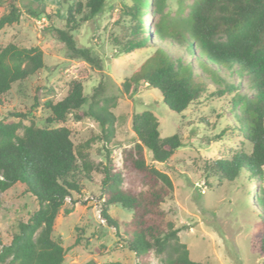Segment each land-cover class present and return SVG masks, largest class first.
Here are the masks:
<instances>
[{
    "label": "trees",
    "instance_id": "obj_1",
    "mask_svg": "<svg viewBox=\"0 0 264 264\" xmlns=\"http://www.w3.org/2000/svg\"><path fill=\"white\" fill-rule=\"evenodd\" d=\"M183 17L171 18L166 0H134L122 5L124 34L113 36L112 42L122 53L140 48L152 50L147 60L126 77L120 93H130L140 82L160 91L164 103L173 111L183 113L206 91V76L218 82L224 80L219 67L231 68L238 75H246L251 93L225 81L216 94L227 96L234 123L233 131L241 132L250 150L206 161L208 177L224 182L246 181L242 189L252 195V184L260 193L256 204L241 202L243 208L257 215L260 225V250L264 254V0H179ZM106 0H75L67 7L66 27L56 33L72 56L98 63L90 49L79 46L74 35L81 23L103 11ZM147 8L159 13L151 32L144 18ZM7 11L0 16V29L19 22L22 12L16 0H8ZM196 57L203 73L183 57H173L156 38ZM45 66L41 47L20 46L9 42L0 48V106L15 83L39 73ZM210 67V69H209ZM230 98H229V96ZM120 95L107 93L102 83L94 87L90 96L82 79H72L66 94L60 99L48 98L47 125L40 126L28 114L15 110L13 120L0 119V190L16 183L33 194L38 208L27 220L19 221L10 243L0 249V264H63L67 248L62 237L55 235L56 220L62 210L74 209V193L101 174V215L109 225L119 228L118 220L110 213L114 204L132 212L126 226L127 246L137 257V264H151L154 257L161 264H205L193 260L186 243L179 236L180 228L170 218L163 203L171 197L174 183L168 173L146 160V151L153 161L167 163L183 144L181 133L162 136L159 119L150 109L132 116L136 139L122 148V167L111 156L115 143L117 116L114 112ZM95 120L100 131L79 144L73 139L69 119ZM22 130V132H20ZM224 132V130L222 131ZM221 136L218 135V137ZM100 141L105 159L95 161L91 148ZM71 207H66L67 202ZM260 205L261 208H259ZM257 207V208H256ZM258 219V220H257ZM259 221V222H258ZM257 232V231H256ZM115 264H123L116 262Z\"/></svg>",
    "mask_w": 264,
    "mask_h": 264
},
{
    "label": "rangeland",
    "instance_id": "obj_2",
    "mask_svg": "<svg viewBox=\"0 0 264 264\" xmlns=\"http://www.w3.org/2000/svg\"><path fill=\"white\" fill-rule=\"evenodd\" d=\"M74 1L16 0L22 15L19 22L0 29V48L9 42L26 47L37 45L44 51L45 66L39 73L13 85L7 101L0 106V119H17L9 115V111L15 110L28 114L26 124L33 119L40 126H45L49 111L44 102L48 98H62L72 79L83 80L88 96L94 87L102 83L107 87V93L120 95L114 108L117 116L116 138L110 148L112 158L118 167H122V148L136 139L132 128L133 114L152 110L159 119L162 136L179 131L183 139V144L169 162L153 161L149 151H146V160L168 173L173 180V193L163 207L180 228V239L187 244L190 257L205 264H264V254L260 250L261 226L254 223L257 215L241 205L243 200L249 206L250 203L256 204L260 193L259 182L252 184V195L249 196L242 189L246 181L219 184L216 178L208 177L205 169L206 161L232 155L237 150H250V144L241 132L230 128L234 115L227 96L221 98L216 94L218 89L225 87V81L239 85L242 92L251 93L246 75L240 76L231 68L213 64L214 68L219 67V74L224 79L216 82L212 76L204 75L208 73H203L202 69L207 68L200 67L195 56L182 50L183 46H174L158 37L156 41L162 43L173 57L181 56L193 62L196 73L206 76L207 89L202 97L183 113H178L164 103L158 89L144 82L128 94L120 93L119 88L126 77L155 49L140 48L132 53H122L112 42L113 36L124 34L122 5H131L134 0H106L100 14L83 21L74 30L79 46L88 47L93 56L99 58L98 63L72 56L56 33L57 28L66 27L67 7ZM7 5L8 0H0V16L8 10ZM181 8L179 0H166L171 18L184 17L187 10L181 14ZM158 17V12L147 8L144 18L151 32ZM43 18L46 21L40 27L37 21ZM66 124L72 128L77 144L100 131L99 124L91 118L81 121L71 118ZM101 148L100 141L93 144V160L105 159V151ZM101 179V174L94 175V180L85 183L80 193H74L73 211L66 213L62 210L56 220L55 235L62 237L67 248L63 264L138 262L126 242V226L132 212L114 204L110 213L118 220L119 228L107 223L101 215ZM66 207H71L70 201ZM37 208L36 197L26 192L21 183L5 191L0 190V249L10 243L17 223L27 220ZM161 263V259L155 256L151 264Z\"/></svg>",
    "mask_w": 264,
    "mask_h": 264
},
{
    "label": "built area",
    "instance_id": "obj_3",
    "mask_svg": "<svg viewBox=\"0 0 264 264\" xmlns=\"http://www.w3.org/2000/svg\"><path fill=\"white\" fill-rule=\"evenodd\" d=\"M44 21H46L45 18L38 20L37 23H38V25H39L40 27H42L43 24H44V23H43Z\"/></svg>",
    "mask_w": 264,
    "mask_h": 264
}]
</instances>
